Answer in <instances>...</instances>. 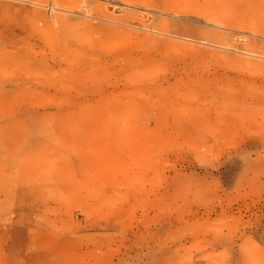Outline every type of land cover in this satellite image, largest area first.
<instances>
[{
	"label": "rangeland",
	"instance_id": "1",
	"mask_svg": "<svg viewBox=\"0 0 264 264\" xmlns=\"http://www.w3.org/2000/svg\"><path fill=\"white\" fill-rule=\"evenodd\" d=\"M0 264H264V0H0Z\"/></svg>",
	"mask_w": 264,
	"mask_h": 264
},
{
	"label": "bare ground",
	"instance_id": "2",
	"mask_svg": "<svg viewBox=\"0 0 264 264\" xmlns=\"http://www.w3.org/2000/svg\"><path fill=\"white\" fill-rule=\"evenodd\" d=\"M51 5H52L51 7H54V5H55L54 1H52V2H51ZM51 12H52V10H51ZM261 155H262V154H260V153H259V154H257L256 158H259V157H261Z\"/></svg>",
	"mask_w": 264,
	"mask_h": 264
}]
</instances>
